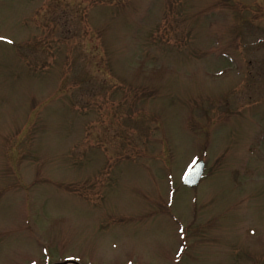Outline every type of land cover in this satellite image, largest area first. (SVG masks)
<instances>
[{"label":"rangeland","instance_id":"374dc122","mask_svg":"<svg viewBox=\"0 0 264 264\" xmlns=\"http://www.w3.org/2000/svg\"><path fill=\"white\" fill-rule=\"evenodd\" d=\"M0 36V264H264V0H0Z\"/></svg>","mask_w":264,"mask_h":264},{"label":"water","instance_id":"95a60500","mask_svg":"<svg viewBox=\"0 0 264 264\" xmlns=\"http://www.w3.org/2000/svg\"><path fill=\"white\" fill-rule=\"evenodd\" d=\"M205 170L204 161H198L191 168H189L183 175L181 184L186 188H195L201 182ZM56 264H79L76 261H64Z\"/></svg>","mask_w":264,"mask_h":264},{"label":"snow or ice","instance_id":"6c2138e0","mask_svg":"<svg viewBox=\"0 0 264 264\" xmlns=\"http://www.w3.org/2000/svg\"><path fill=\"white\" fill-rule=\"evenodd\" d=\"M0 40L7 41V38L6 37H3V36H0ZM8 42H10V41H8Z\"/></svg>","mask_w":264,"mask_h":264}]
</instances>
